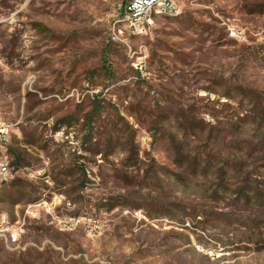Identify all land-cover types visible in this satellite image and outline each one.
Here are the masks:
<instances>
[{
  "label": "rangeland",
  "instance_id": "rangeland-1",
  "mask_svg": "<svg viewBox=\"0 0 264 264\" xmlns=\"http://www.w3.org/2000/svg\"><path fill=\"white\" fill-rule=\"evenodd\" d=\"M176 2L0 0V264H264V0Z\"/></svg>",
  "mask_w": 264,
  "mask_h": 264
},
{
  "label": "built area",
  "instance_id": "built-area-1",
  "mask_svg": "<svg viewBox=\"0 0 264 264\" xmlns=\"http://www.w3.org/2000/svg\"><path fill=\"white\" fill-rule=\"evenodd\" d=\"M180 6L176 0H127L125 13L119 21L126 31L134 35H144L155 24L158 17L177 16ZM230 35L236 40H244V35L237 29H231ZM10 134L7 126L0 125V188L14 180L16 171L7 154ZM10 239L15 242L18 232L11 231Z\"/></svg>",
  "mask_w": 264,
  "mask_h": 264
},
{
  "label": "trees",
  "instance_id": "trees-1",
  "mask_svg": "<svg viewBox=\"0 0 264 264\" xmlns=\"http://www.w3.org/2000/svg\"><path fill=\"white\" fill-rule=\"evenodd\" d=\"M107 144H108L109 147L112 145L111 139H108ZM17 161H19V157L17 158ZM17 161H15V163H13V164L14 165L17 164ZM256 193H257L256 194L257 197L261 195L258 191H256Z\"/></svg>",
  "mask_w": 264,
  "mask_h": 264
}]
</instances>
